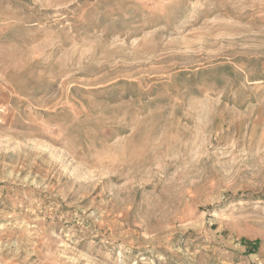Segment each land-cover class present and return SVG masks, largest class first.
<instances>
[{
	"label": "rangeland",
	"instance_id": "374dc122",
	"mask_svg": "<svg viewBox=\"0 0 264 264\" xmlns=\"http://www.w3.org/2000/svg\"><path fill=\"white\" fill-rule=\"evenodd\" d=\"M0 264H264V0H0Z\"/></svg>",
	"mask_w": 264,
	"mask_h": 264
}]
</instances>
